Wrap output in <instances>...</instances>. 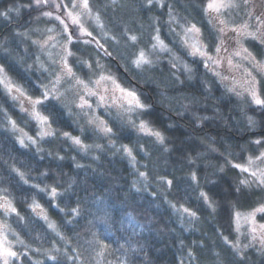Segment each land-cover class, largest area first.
I'll list each match as a JSON object with an SVG mask.
<instances>
[{
    "label": "clouds",
    "instance_id": "1",
    "mask_svg": "<svg viewBox=\"0 0 264 264\" xmlns=\"http://www.w3.org/2000/svg\"><path fill=\"white\" fill-rule=\"evenodd\" d=\"M0 264H264V0H0Z\"/></svg>",
    "mask_w": 264,
    "mask_h": 264
}]
</instances>
